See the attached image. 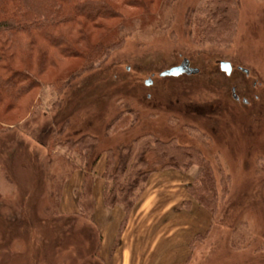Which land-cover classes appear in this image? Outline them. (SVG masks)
Listing matches in <instances>:
<instances>
[{"label": "rangeland", "instance_id": "rangeland-1", "mask_svg": "<svg viewBox=\"0 0 264 264\" xmlns=\"http://www.w3.org/2000/svg\"><path fill=\"white\" fill-rule=\"evenodd\" d=\"M205 2L176 0L153 27L134 25L103 68L75 80L58 103L51 89H43L37 115L0 133V264H101L95 226L71 215L80 192L77 176L66 186L60 214L50 198L52 176L65 169L59 146L48 167L51 139L62 143L84 134L99 139L92 156L98 167H105L107 150L153 134L198 148L230 178L228 195L213 213L200 206L195 214L192 208L185 211V217L174 215L178 208L161 215L140 244L143 264L161 259L162 264H264V0H239L230 39L218 42L208 33L209 40L194 41L192 23ZM186 62L192 72L165 75ZM220 62L230 63L233 73L223 72ZM122 104L139 112L138 121L107 136ZM200 171L194 166L170 174L185 191ZM97 179L104 183L99 174ZM187 199L192 207L197 204ZM169 219L175 223L167 224ZM173 225L177 234L169 238ZM198 235L205 237L192 248ZM155 242L159 246L151 255Z\"/></svg>", "mask_w": 264, "mask_h": 264}, {"label": "trees", "instance_id": "trees-1", "mask_svg": "<svg viewBox=\"0 0 264 264\" xmlns=\"http://www.w3.org/2000/svg\"><path fill=\"white\" fill-rule=\"evenodd\" d=\"M175 2L0 0V133H10L37 115L42 106L43 89H51L58 103L75 80L106 65L123 47L130 28L136 24L142 30L153 27ZM239 5V0H206L200 16L192 23L194 41L209 40L205 37L208 33L218 42L230 39L236 29ZM186 68H182L183 73L191 70ZM17 112L21 118L15 117ZM138 117L137 110L122 104L120 112L107 125L106 135L127 130ZM98 144L97 137L84 134L62 143L53 137L48 146V167L54 163L57 146L63 151L58 159L65 167L62 173L51 178L50 198L57 201L58 209L66 183L75 172L84 170L85 180L77 193L79 217L91 223L98 160L97 157L92 160V156ZM105 153L104 203L111 209L121 206L126 218L145 191L150 176L160 171L172 169L188 173L199 166L200 174L188 185L187 191L199 206L211 213L228 195L230 178L224 175L220 164L215 169L198 148L182 146L175 139L165 142L156 135L144 134ZM216 173L220 175L219 181ZM181 208L190 210L192 202H185ZM204 237L197 236L191 247Z\"/></svg>", "mask_w": 264, "mask_h": 264}, {"label": "crops", "instance_id": "crops-1", "mask_svg": "<svg viewBox=\"0 0 264 264\" xmlns=\"http://www.w3.org/2000/svg\"><path fill=\"white\" fill-rule=\"evenodd\" d=\"M106 165L105 167H102V165L101 167H95V173L97 177L93 185V199L95 202V206L91 224L95 226V232L98 235L97 255L99 258V262H101V264H143L140 260L139 249L141 246L140 244L143 243V237L146 234L147 230H151L152 228L158 226V220L160 216L166 215L168 211H171L173 209L178 208L174 212V215H178L179 217L186 216L185 211L187 210L185 208H181V206L185 202L191 201V199H187L188 197L191 198L187 191L188 185L186 186L185 191H182L178 188L179 181L176 179L177 177L175 179H171L170 174V172L176 170L171 169L152 174L148 180L145 191L142 193L139 201L137 202L132 212L129 214L128 218H126L125 210L121 206H116L112 209L105 206V180L103 176L106 171ZM98 174L99 178L103 177L104 183L102 182V179H97ZM75 177L79 179V191H81L83 180L85 179L84 170L75 172L70 180L66 183L63 198L66 193V186ZM63 198L61 199V202ZM61 202L58 208L59 214L61 213L60 210L63 207L64 201L63 203ZM75 204L76 211H74L73 214H70L78 217L80 213L78 199H76ZM199 208L201 207L195 204L193 205L190 212L195 214V212H197ZM121 210H123L124 215L122 214ZM179 210L181 211L180 213ZM125 219H127L126 223H124ZM166 223H175V219H169ZM98 229L100 233L98 232ZM171 229L172 230L168 235L169 238H173L177 234L175 225H173ZM134 230H136V232H134ZM137 232L139 236L136 241L135 237ZM115 235H117L116 238ZM182 237L184 238L183 235ZM183 238H181V240ZM113 242L114 244H112ZM108 244L109 248L112 247V255L107 259V256H105L104 253L106 252L105 250ZM157 246H159V242L158 244L155 242L152 245V250L150 251L151 255L156 253ZM113 248L114 250L115 248H117L114 255ZM156 262L162 264L163 260L161 259Z\"/></svg>", "mask_w": 264, "mask_h": 264}, {"label": "water", "instance_id": "water-1", "mask_svg": "<svg viewBox=\"0 0 264 264\" xmlns=\"http://www.w3.org/2000/svg\"><path fill=\"white\" fill-rule=\"evenodd\" d=\"M183 67H187L189 68L188 66V63L186 62L181 68L178 69H172L171 71L165 73V75H180V74H183V72H185V69H182ZM220 67H221V70L223 72H225L227 75H231L232 73V66L230 63L228 62H220ZM192 70L188 71V72H191ZM244 72L246 74H248V71L247 70H244ZM233 97L236 99V100H239V97L236 95V91L233 90Z\"/></svg>", "mask_w": 264, "mask_h": 264}, {"label": "flooded vegetation", "instance_id": "flooded-vegetation-1", "mask_svg": "<svg viewBox=\"0 0 264 264\" xmlns=\"http://www.w3.org/2000/svg\"><path fill=\"white\" fill-rule=\"evenodd\" d=\"M231 66H232V65H231ZM177 68H179V67H177ZM183 68H184V67H183ZM186 69H187V68H186ZM187 70H188V69H187ZM241 71H244V70L241 69ZM232 73H233V67H232ZM232 73H231V74H232ZM237 101H238V100H237ZM243 102L247 104V100H244Z\"/></svg>", "mask_w": 264, "mask_h": 264}]
</instances>
